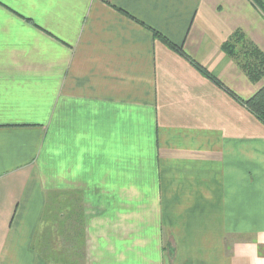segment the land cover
I'll return each instance as SVG.
<instances>
[{"label": "crops", "instance_id": "0c3cea01", "mask_svg": "<svg viewBox=\"0 0 264 264\" xmlns=\"http://www.w3.org/2000/svg\"><path fill=\"white\" fill-rule=\"evenodd\" d=\"M237 30L264 52L251 0H0V264H264V124L155 35L248 99ZM50 180L87 193L65 244Z\"/></svg>", "mask_w": 264, "mask_h": 264}, {"label": "trees", "instance_id": "16d2710c", "mask_svg": "<svg viewBox=\"0 0 264 264\" xmlns=\"http://www.w3.org/2000/svg\"><path fill=\"white\" fill-rule=\"evenodd\" d=\"M251 1L264 15V2L262 0ZM155 35L160 37L170 48L176 50L182 56L190 60V62L194 64L204 76L212 80L218 86L226 89L234 99L239 101L261 123L264 124V86L250 98L242 99L233 91L226 88L220 80L214 77L204 67L197 64L181 47L171 43L166 37L158 32H155ZM222 50L238 63L251 81L258 82L264 77V52L252 40H250L243 31H235L232 36L222 44Z\"/></svg>", "mask_w": 264, "mask_h": 264}, {"label": "rangeland", "instance_id": "374dc122", "mask_svg": "<svg viewBox=\"0 0 264 264\" xmlns=\"http://www.w3.org/2000/svg\"><path fill=\"white\" fill-rule=\"evenodd\" d=\"M50 179H53L50 177ZM47 195H46V199H47V212L46 215H44V223H42V231H53L55 230V227L57 226V224L54 221V216L57 214V212L60 210L62 211L63 216H66L68 214H75L77 216L78 221L74 224V223H64L63 225V231H64V244L65 241L66 243L69 241L70 242V233L73 231H76L78 234H81L82 231H84L86 229V222H85V212L84 209L85 207H82V200L87 197V193L84 191H63V192H55L54 191V183L53 180H50V182L48 181L47 184ZM59 200V203L62 204L61 207H56L55 203H57V201ZM60 204V205H61ZM99 207V208H95V207H88V209H90V213H99L97 210L101 211L104 208ZM109 208H105V210H108ZM113 209V208H111ZM129 210V209H128ZM97 222V221H95ZM100 229V228H98ZM166 232V230H165ZM67 233V235L65 234ZM50 234V233H49ZM51 236V234H50ZM67 236V239H66ZM97 237V234H96ZM97 239V238H95ZM56 240L58 241V239H54L52 237L48 238L46 240L47 242V249L45 252V257L46 260L49 264H53L55 263V261L60 260V262H64L69 264L72 254L70 252V246L69 245H65L63 250L56 248L55 246V242ZM163 247L166 250V243L167 242V234L165 236L164 234V238H163ZM83 242L81 239H79V243ZM135 242V240H134ZM128 243L131 244V241L128 240ZM81 249V248H80ZM78 252L73 253V263L76 264V260L78 261L79 264H85L86 262V251L84 250H80ZM56 255L59 257H56ZM113 257V256H112ZM111 258V257H110ZM89 262H93V258L90 257L89 258ZM104 259H108V256H102V260ZM98 261V260H97Z\"/></svg>", "mask_w": 264, "mask_h": 264}]
</instances>
